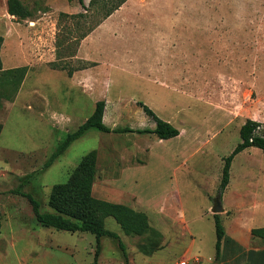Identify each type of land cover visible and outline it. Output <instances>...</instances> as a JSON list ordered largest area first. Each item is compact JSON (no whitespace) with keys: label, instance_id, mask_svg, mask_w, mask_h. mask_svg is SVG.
Returning <instances> with one entry per match:
<instances>
[{"label":"rangeland","instance_id":"1","mask_svg":"<svg viewBox=\"0 0 264 264\" xmlns=\"http://www.w3.org/2000/svg\"><path fill=\"white\" fill-rule=\"evenodd\" d=\"M21 1L33 12L26 19L11 15L8 0H0L3 68L28 67L20 83L17 75L0 71V264H247V251L235 252L228 244L217 257L214 214L225 198L226 207L237 209V194L248 189L246 164L260 165L264 157L258 147L238 153L229 187L222 190L225 158L241 141V125L248 118L264 123V0H148L167 9L150 10L152 17L133 10L98 30L90 45L82 34L103 15L90 0H84L87 9L79 0ZM126 1L130 8L144 2ZM162 35L188 41L166 47L163 66L175 62L206 73L141 69L151 61L152 41ZM223 39L231 42L220 47ZM99 100L106 101L104 121L111 128L154 124L142 101L187 130L185 141L91 128L44 167ZM195 132L210 138L199 150L189 138ZM92 150L98 158L94 196L147 215L149 229L141 235L106 219L127 255L105 236L96 257L94 234L42 226L32 203L15 191L31 193L41 211H54L49 204L54 185L66 182ZM260 185L264 194V182ZM241 206L244 211L245 203ZM257 209L264 210V202ZM225 210L219 214L228 227L232 212Z\"/></svg>","mask_w":264,"mask_h":264},{"label":"trees","instance_id":"2","mask_svg":"<svg viewBox=\"0 0 264 264\" xmlns=\"http://www.w3.org/2000/svg\"><path fill=\"white\" fill-rule=\"evenodd\" d=\"M126 0H90V7H97L98 11H102L101 19L97 20L95 25L90 26L83 34L86 37L91 33L104 19L108 18L112 13L118 10ZM83 8L87 9L84 0H79ZM8 12L17 17V19H26L33 15L30 8L21 0H8ZM61 15L75 18L87 17L83 13L67 14L63 12ZM4 37L0 35V71H7L6 74L12 73L19 77V82L27 74V66H20L4 70L1 56V49ZM84 66L83 68H85ZM73 70L69 71L72 75ZM10 75V74H8ZM139 105L143 108L146 115L155 123L154 128H111L104 121L106 101L99 100L96 102L93 113L81 124L75 131L68 132L67 136L58 144L56 149L51 153L44 164V167H50L59 157H61L71 144L82 137L89 129L97 128L102 132H138V133H155L159 139H170L178 136L181 130L172 122L165 120L157 115V113L146 103L139 101ZM2 126L0 125V132ZM241 141L235 147L233 152L225 158L222 173L221 188L225 190L230 182V170L233 159L243 150L250 147H258L264 152V123L255 119L248 118L240 128ZM97 151L92 150L85 154L80 162L70 171V175L66 182L55 184L50 196L49 204L54 211H41V204L31 193L22 192L20 187L17 193L26 196L32 203L37 223L44 227L55 228L59 230H67L71 232H89L96 236V257L101 251V238L110 237L117 241L121 251L127 255L126 246L121 236L108 228H106V219L113 217L120 225L121 229L127 234L141 235L149 229L147 215L143 212L124 205L121 203H113L107 200L97 198L93 194V186L97 177ZM25 181L21 185H24ZM216 234H217V257L222 252L223 240L225 239L226 229L223 224L222 217L219 213L214 214ZM254 235L264 234V228H255L252 230ZM259 252L249 250L248 259L251 264L255 261L259 262L262 258L257 257ZM264 261V260H263Z\"/></svg>","mask_w":264,"mask_h":264},{"label":"crops","instance_id":"3","mask_svg":"<svg viewBox=\"0 0 264 264\" xmlns=\"http://www.w3.org/2000/svg\"><path fill=\"white\" fill-rule=\"evenodd\" d=\"M129 2L126 1L124 5H122L118 10H116L114 13H112L108 18L104 19L91 33H89L86 38L87 45H90V37L92 38L91 41L94 39V36L96 35L98 30L105 29L111 25V22L114 20H120L124 17H129L133 10L135 11H142L145 12L143 16H146L149 12L150 17L154 15L150 10H165L166 7H159L155 3L148 2V0H144V2H139L135 5V7L130 8L128 7ZM137 17V16H134ZM159 24V23H158ZM160 25V24H159ZM236 41V40H235ZM222 42H231L228 40H222L220 42V47L223 46L225 43ZM188 43V41H182V38L178 36H159L155 37L154 40L151 43V48L153 51L150 53L151 61L145 64V66L141 67V69H149L148 72L151 73H157V74H205L206 72L202 68L192 69L190 70H184L183 67L175 66L177 63L172 62L170 65H164L161 62L162 52L166 47L169 45H173L176 47V44H184ZM233 44L234 41H232ZM22 59V54L14 57V59ZM89 59V58H87ZM20 66H10L9 68H15ZM189 69V68H188ZM55 128V126H53ZM150 128L155 127V123L149 126ZM60 129V127L58 128ZM181 133L174 137L176 139L182 138L184 141V136L188 133L187 130L181 129ZM149 135H154V133H149ZM205 135L195 132V134H192L189 138L193 140V145L196 147V150L202 149L207 143L209 142L210 138L206 141L204 140ZM187 140V139H186ZM183 141V142H184ZM203 143V144H202ZM185 144V143H184ZM147 148V147H146ZM148 149V148H147ZM262 164L260 165H253V164H246V173L249 178L248 179V189L246 191H243L241 193H238V199L237 202L238 207L235 210L232 209L231 205H229V208L226 207L225 199H223V203L225 207V211L232 212L231 221L228 227L225 226L226 229V235L225 239L223 240V246L227 245L230 246L235 252H239L240 250L244 249L246 252L247 257V264H251L248 259V252L249 250H254L256 252H259L257 255L258 259L262 258V260L259 262L255 261L253 264H264V234L259 235H253L252 230L255 228H264V218L258 219V215L262 214L264 217V210H258V206L263 204L264 202V194L263 192L260 193V183L263 185L264 182V157L262 156ZM230 184V182H229ZM228 184V185H229ZM229 187V186H227ZM264 190V188H263ZM262 190V191H263ZM242 203H245L244 211L242 210L243 206ZM224 211V210H223ZM13 220L11 218H6L5 221ZM4 221V223H5ZM3 223V224H4ZM252 234H249V232ZM119 234V233H118ZM120 235V234H119ZM253 237H256L255 239ZM253 242L257 243V245H252Z\"/></svg>","mask_w":264,"mask_h":264},{"label":"water","instance_id":"4","mask_svg":"<svg viewBox=\"0 0 264 264\" xmlns=\"http://www.w3.org/2000/svg\"><path fill=\"white\" fill-rule=\"evenodd\" d=\"M224 208H223V205L218 203L217 204V207H216V212L217 213H220V212H223Z\"/></svg>","mask_w":264,"mask_h":264},{"label":"built area","instance_id":"5","mask_svg":"<svg viewBox=\"0 0 264 264\" xmlns=\"http://www.w3.org/2000/svg\"><path fill=\"white\" fill-rule=\"evenodd\" d=\"M180 264H187V261L183 260V261L180 262Z\"/></svg>","mask_w":264,"mask_h":264}]
</instances>
